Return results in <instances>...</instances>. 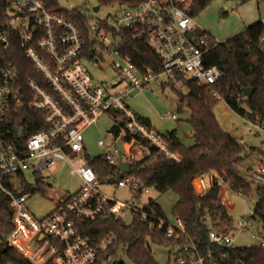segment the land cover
I'll list each match as a JSON object with an SVG mask.
<instances>
[{"label": "built area", "instance_id": "2783aa9c", "mask_svg": "<svg viewBox=\"0 0 264 264\" xmlns=\"http://www.w3.org/2000/svg\"><path fill=\"white\" fill-rule=\"evenodd\" d=\"M127 1L132 4L123 3L114 15L89 23L85 34L79 22L51 10L42 0H9V20L6 29L0 31V45L8 48L9 40H19L39 75V79L23 80L16 65H0V190L10 197V223L4 243L19 252L28 264H111L109 259H100L99 249L78 229L77 219L90 220L107 214L123 217L126 211H137L150 221V227L159 221L161 228L164 220L158 218L155 210H145L135 196L139 192L142 197L156 190L155 186H145L138 178L123 175L113 186L131 192V202L120 201L115 194L100 189L97 174L86 158L84 132L104 115L113 119L115 128L98 143L108 163L116 167L147 157L152 146L166 158L180 162V153L172 151L155 125L131 108L130 100L151 81L181 90L188 79L215 85L222 78L218 66L204 62L217 41L208 31H198L194 21L196 0ZM261 21L264 53V19ZM124 31L149 46L161 63L159 70L148 67L143 71L133 56L122 51ZM86 61L110 69L113 75L96 78ZM25 106L42 113L47 127L30 135L24 127L17 129L15 116ZM164 118L177 120L178 116L166 113ZM243 118L257 133L264 132V121L247 115ZM60 160L81 176L84 185L73 194H64L55 210L38 219L26 206L33 192L23 189L21 174L51 171ZM1 174L11 175V186L4 183ZM256 180L264 184V156ZM25 181L28 182L27 176ZM31 184L35 185V181ZM214 185L221 189L228 186L213 171L194 179L201 195ZM253 213L239 218L228 233L212 229L210 239L235 247V232H245L256 224ZM175 222L168 227L169 237L177 229L185 230L179 218ZM257 245L264 246V240ZM179 264H186V260L181 258Z\"/></svg>", "mask_w": 264, "mask_h": 264}, {"label": "trees", "instance_id": "16d2710c", "mask_svg": "<svg viewBox=\"0 0 264 264\" xmlns=\"http://www.w3.org/2000/svg\"><path fill=\"white\" fill-rule=\"evenodd\" d=\"M51 10L58 11L70 19L79 22L85 34L88 33V16L78 8H62L58 0H42ZM115 0H101V4ZM127 1V0H122ZM212 0H196L194 14L205 8ZM243 2L249 0H242ZM9 0H0V31L6 29L9 20ZM262 21L249 25L244 31L233 35L225 41L210 43L214 46L207 52L204 62L207 66L216 65L222 72V78L215 85L200 84L193 79L187 80L188 92H179L180 101L190 109L188 119L195 143L187 147L175 131L163 134V138L172 151L182 156L180 162L168 159L156 147H151L147 157L135 160L130 172L125 173L110 165L104 154L86 158L96 172L99 183L116 184L125 174L138 178L145 186H155L159 194L174 190L179 200L172 213L185 227L177 229L174 236H167L171 223L169 216L158 203L150 197L144 204L145 210H155L158 218L164 220L162 227H150V221L143 219L140 212L134 211L132 221L127 223L123 217L107 214L94 219H77L78 229L88 236L91 245L99 249L100 259H110L117 249L123 247L134 264H157L152 254V243L170 247L175 251L176 261L181 258L186 264H193L202 258L201 264H264V246L253 244L243 247L223 246L210 239V231L216 229L228 233L234 225L233 217L221 198V188L214 185L203 195L194 186V179L207 172L219 173L229 188L237 193L248 195L255 189L260 196L253 218L261 223L260 235L264 240V184L256 183L257 169L248 166V161L257 151L248 147L238 136L226 131L219 123L215 106L224 99L229 107L242 117L259 118L264 121V53L262 50ZM122 51L135 58L137 66L143 71L148 67L157 70L161 63L156 54L144 41L134 40L130 31L123 32ZM6 48L0 45V65L12 63L21 73V78L39 75L26 56L19 40H9ZM253 87L251 97L243 90ZM215 93L221 97L217 98ZM257 112L255 114L254 112ZM153 124L148 118H145ZM16 128L24 127L28 135L46 128L43 115L25 106L19 110L14 119ZM114 125L112 129H114ZM261 156L259 164L262 162ZM24 189L33 191L34 184L25 181L26 174H21ZM6 185L11 186V175L1 174ZM36 182L43 185V177L36 173ZM17 192V189H14ZM137 200L141 195L135 193ZM10 197L0 190V264H28L14 248L4 243V234L10 223L7 208ZM111 264H127L123 260L110 261Z\"/></svg>", "mask_w": 264, "mask_h": 264}, {"label": "rangeland", "instance_id": "374dc122", "mask_svg": "<svg viewBox=\"0 0 264 264\" xmlns=\"http://www.w3.org/2000/svg\"><path fill=\"white\" fill-rule=\"evenodd\" d=\"M61 7L67 10L81 9L87 16L89 23H95L98 19L114 15L121 5H131L132 2L115 0L111 3L101 4V0H58ZM100 5V10L95 11L94 7ZM264 19V0H212L205 8L197 11L194 15L198 31H208L217 42L225 41L233 35L244 31L249 25ZM90 71L98 79L110 78L113 73L110 69H101L93 63L85 62ZM186 94L188 88L178 90L171 85H159L151 81L145 87L138 90L130 100L131 108L140 116L155 121V128L161 134L175 131L181 142L190 147L195 143L191 125L188 119L191 115L190 109L180 101L179 92ZM166 113H176L177 120L164 118ZM216 117L221 126L228 132L238 136L248 147H254L257 151L248 161L249 167L255 169L259 166V160L264 154V132L257 133L245 119L234 112L224 99L219 100L215 106ZM113 119L102 116L97 124H94L84 132L86 153L90 156L103 154V148L99 145L100 139L106 138V133L112 129ZM43 177L41 188L36 182V176L32 170L26 173L28 182L35 181L33 195L26 201V206L38 219L46 217L57 207V195L59 193L73 194L79 191L84 185L83 179L77 173H72L71 166L64 160H60L51 171L46 170L40 174ZM260 183L258 180L255 182ZM197 185V184H196ZM198 189L200 188L197 186ZM24 189V188H23ZM100 189L110 195H114L120 201L133 200L131 192L126 188L116 189L112 184L100 183ZM200 190V189H199ZM115 192V193H114ZM150 197L155 198L158 203L170 212V221L175 224L172 213L174 205L178 202L179 196L174 190L159 194L152 190L141 197V204L148 201ZM221 198L228 207L234 223L242 217H250L260 201V196L253 189L250 194L244 195L232 191L228 186L221 189ZM231 203V206H230ZM123 218L127 223L132 221V213L125 212ZM261 223L256 220L254 226H250L245 232H235V247L250 246L262 240L260 235ZM152 254L157 264H179L176 261L175 251L170 247L152 243ZM111 262L123 260L127 264H134L123 247L117 249L111 255ZM193 264H201L199 261Z\"/></svg>", "mask_w": 264, "mask_h": 264}, {"label": "water", "instance_id": "95a60500", "mask_svg": "<svg viewBox=\"0 0 264 264\" xmlns=\"http://www.w3.org/2000/svg\"><path fill=\"white\" fill-rule=\"evenodd\" d=\"M100 9V5L98 6H95L94 7V10L95 11H99ZM253 91H254V88L253 87H247V88H244L243 92L244 94L247 96V97H251L252 94H253ZM153 124L155 125V121H153ZM117 168L125 173H129L130 172V168H131V164L129 161H126V162H122V163H119L117 165ZM64 196V193H59L57 195V202L60 201V199Z\"/></svg>", "mask_w": 264, "mask_h": 264}, {"label": "crops", "instance_id": "0c3cea01", "mask_svg": "<svg viewBox=\"0 0 264 264\" xmlns=\"http://www.w3.org/2000/svg\"><path fill=\"white\" fill-rule=\"evenodd\" d=\"M196 191L197 192H199L200 193V191H199V189L197 188V186H196ZM115 193V192H114ZM141 197H140V199H139V202L141 203ZM147 202V201H146ZM146 202H144V203H142V204H145ZM159 202V201H158ZM161 205V204H160ZM162 206V205H161ZM230 206H231V203H230ZM163 207V206H162ZM165 210V212L167 213V215L168 216H170V212H169V210H167V209H164Z\"/></svg>", "mask_w": 264, "mask_h": 264}]
</instances>
